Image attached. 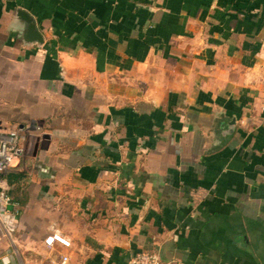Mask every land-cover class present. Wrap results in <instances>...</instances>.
<instances>
[{
  "label": "crops",
  "instance_id": "crops-1",
  "mask_svg": "<svg viewBox=\"0 0 264 264\" xmlns=\"http://www.w3.org/2000/svg\"><path fill=\"white\" fill-rule=\"evenodd\" d=\"M0 132V264H264V0H0Z\"/></svg>",
  "mask_w": 264,
  "mask_h": 264
},
{
  "label": "built area",
  "instance_id": "built-area-1",
  "mask_svg": "<svg viewBox=\"0 0 264 264\" xmlns=\"http://www.w3.org/2000/svg\"><path fill=\"white\" fill-rule=\"evenodd\" d=\"M18 136L16 132H0V174L7 171L17 157L25 153V148L18 146ZM9 201L8 197H5ZM48 247L53 248L56 244L70 248L71 240L63 233L52 230L45 240ZM68 257L63 258V264ZM128 264H173L171 261L164 260L159 253L150 251H141L133 254Z\"/></svg>",
  "mask_w": 264,
  "mask_h": 264
},
{
  "label": "water",
  "instance_id": "water-1",
  "mask_svg": "<svg viewBox=\"0 0 264 264\" xmlns=\"http://www.w3.org/2000/svg\"><path fill=\"white\" fill-rule=\"evenodd\" d=\"M18 16L27 23V30L25 33L26 40L31 44H43L44 38L36 27L33 17L24 10H18Z\"/></svg>",
  "mask_w": 264,
  "mask_h": 264
},
{
  "label": "trees",
  "instance_id": "trees-1",
  "mask_svg": "<svg viewBox=\"0 0 264 264\" xmlns=\"http://www.w3.org/2000/svg\"><path fill=\"white\" fill-rule=\"evenodd\" d=\"M0 175H2L4 178H6L8 181L11 180V179H18L20 177L19 174H17L16 172H10L9 170L8 171H5L4 173H1Z\"/></svg>",
  "mask_w": 264,
  "mask_h": 264
}]
</instances>
